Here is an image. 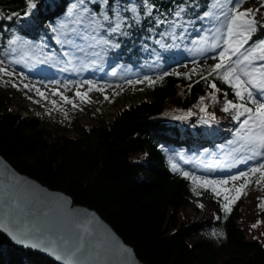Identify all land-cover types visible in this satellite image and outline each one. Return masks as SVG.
I'll use <instances>...</instances> for the list:
<instances>
[{
  "label": "trees",
  "instance_id": "1",
  "mask_svg": "<svg viewBox=\"0 0 264 264\" xmlns=\"http://www.w3.org/2000/svg\"><path fill=\"white\" fill-rule=\"evenodd\" d=\"M34 2L31 18L40 25L38 35L55 45L52 29L57 21L56 11H68V14L70 5L78 12V0ZM185 2L189 7L184 19H195L185 36L195 40L208 35L210 43L207 29L216 22L196 18L204 11H211L213 0H150L156 6L152 16L126 29L127 36L114 37L120 47L106 51L109 60L133 68L143 79L146 76L154 79L165 72L189 71L194 66L181 68L182 54L178 47H161L155 43L161 40L171 45L173 41L161 35L167 25L156 27L154 18L164 19L166 15L172 19L169 10L176 3ZM86 3L95 8L88 0ZM131 3L142 13V0ZM26 10V0H0V51L7 48L13 37L12 27L24 19ZM258 37H264V31L258 30L253 40ZM213 63L202 61L197 65L203 68ZM197 80L198 75L191 80L183 75H169L153 87L144 83L150 100L123 108L107 124L99 119L96 125L75 126V138L55 136L52 140L44 124L16 114L10 109L8 96L0 93V155L18 172L64 192L75 204L96 211L145 264H264V246L247 239L237 226L241 200L225 219L211 191L198 189L201 194L194 195L192 182L180 175L189 172L213 179L211 174L194 168L195 156L215 147L238 144L234 132L239 121H233L228 113L221 111L222 93H229L228 98L233 99L230 88L214 81L221 93L217 94V102L212 103L207 99L211 90L203 81L195 83ZM201 96L206 97L207 112L215 116L209 123L201 122L204 113L197 106ZM188 111L193 115L187 119L172 118ZM177 140L183 142L181 151L174 148ZM170 161L179 172L171 170ZM191 197L206 199L214 205L215 228L224 233L219 246L206 240L189 241L195 226L180 223L179 214ZM0 264L58 263L20 249L0 234Z\"/></svg>",
  "mask_w": 264,
  "mask_h": 264
},
{
  "label": "snow or ice",
  "instance_id": "2",
  "mask_svg": "<svg viewBox=\"0 0 264 264\" xmlns=\"http://www.w3.org/2000/svg\"><path fill=\"white\" fill-rule=\"evenodd\" d=\"M89 3L98 8H90L86 0H78L76 7L79 8L75 18L69 24H61L59 28H53L52 31L57 33V43L68 45L69 51L64 53L65 56L75 58L76 53L90 54L93 59L89 61L92 65L99 64L104 58L108 49H118L120 44L115 41L114 37L127 36L134 25H140L142 19L151 17L154 4L150 0H142V13L138 10L131 0H124L123 3L113 2V0H88ZM246 0H213L209 6L211 11H204L201 16L196 19L204 20L211 17L216 24L207 32L211 36V42L208 43L209 36H203L199 40H192L193 45H206L198 47L197 51L203 55L205 52L211 51L215 54L210 59L215 62L211 65H205L201 68L196 65V61L192 63L196 66L189 71L181 72H165L163 75H157L154 79L145 77L143 80L128 81L129 84L146 83L149 87L155 86L158 82L163 81L165 76L183 75L185 79L191 80L192 76L198 75L199 80L195 83L203 81L208 89L207 99L212 103L217 102V94L221 93V89L214 81H219L227 85L231 90L233 99H229V93H222L223 101L221 111L228 113L233 121H239V126L235 129L234 135L244 142L250 156L244 159H255L261 157V161L256 166L250 167L247 171H242L237 175H232L227 179H207L200 176L190 174L189 172H180V175L192 182V192L199 196L201 193L198 189L211 191L214 198L220 205V210L227 219L232 207L247 195L248 187L255 183L264 190V37H258L253 40V36L258 30L264 31V0H260L259 6L256 8H244ZM228 5H231L229 7ZM36 7L34 0H26L25 16L31 14V10ZM189 5L185 3H176L174 9H170L172 19H168L165 15L164 19L154 18L156 27L167 25V29L161 33L162 36L170 37L173 44H164L161 40L155 41L161 47H178L177 41H182L188 28L195 24V19H184V14ZM220 9L219 14L215 10ZM71 15V14H70ZM180 29L179 33L177 30ZM78 40L84 41V47H81ZM251 42V43H250ZM16 43V40H9V44ZM219 50V51H216ZM209 58V57H206ZM70 62V61H69ZM3 61H0L2 64ZM0 75H13L6 67H0ZM88 85L87 91L75 93L82 102H88L87 93L93 90L103 92V88H98L93 82L85 81ZM15 87V85H13ZM28 87V85H25ZM192 84L188 85L191 91ZM37 95L44 97V93L36 89ZM53 95H61L64 103L71 104L73 108L77 105L67 96L53 91ZM108 100V96L104 97ZM206 97L201 96L198 101L199 111L204 113L201 122L209 123L215 119L206 110ZM56 107L55 101L52 102ZM67 118V113H64ZM193 113L188 111L182 115L173 116V119L184 120ZM244 117V119H241ZM244 159L238 161L243 163ZM171 170L179 172V168L175 163H171ZM259 174V178L256 176ZM242 181V183H235ZM231 182V186L229 184ZM260 201L257 207L264 211V197H258ZM197 207L202 208V204ZM261 221L257 220L251 225L255 229L260 225ZM0 230L6 232L18 244H22L31 248L39 249L50 254L55 260L62 264H84L80 259L83 250L82 237L78 242H73L63 235H56L50 229L41 227L38 224H25L18 216L11 212H5L0 216ZM213 238H221L224 236L223 231H213ZM261 235H264L262 233Z\"/></svg>",
  "mask_w": 264,
  "mask_h": 264
},
{
  "label": "rangeland",
  "instance_id": "3",
  "mask_svg": "<svg viewBox=\"0 0 264 264\" xmlns=\"http://www.w3.org/2000/svg\"><path fill=\"white\" fill-rule=\"evenodd\" d=\"M259 3L260 0H246L243 7L256 8ZM67 8L68 14H66L68 11L64 12L60 9L56 11L57 21L54 28H59L61 24L73 26L70 22L78 12L72 10L70 5ZM215 12L219 14L220 9H216ZM33 13L34 11L31 10V14ZM31 14L13 25L11 40L15 39L16 43L9 44L8 42L7 48L0 51V61H3L0 67H6L13 73L11 77L0 75V93L8 96L11 101L10 109L16 114L44 124L49 133V139L52 140L55 136L75 138L77 137L75 126L96 125L99 119L107 124L123 108L142 100H150L144 83H128V81L143 80L136 70L116 61H110L106 54L99 64L92 65L89 61L93 57L86 54L87 49L86 53H76L75 58L65 56L64 53L70 50L69 46L57 43V39L53 45L50 41L40 37L37 31L40 25L33 22ZM55 35L57 36V33ZM192 40L194 39H187L185 36L182 41H177L182 54L180 56L181 68L195 66L192 63L193 60L196 61V65L202 61L215 62L210 59L215 54L214 52L208 51L201 55L197 48L206 45H193ZM77 43L84 47V41L78 40ZM30 70L34 71L33 75L29 74ZM53 76H55L54 79H52ZM60 77L63 78V82H57ZM68 77L69 80H67ZM85 81L93 82L104 91L88 92V102H82L75 93L87 91L88 85L84 83ZM36 89L44 93L43 98L37 95ZM54 90L73 100L77 107L73 108L71 104L64 103L61 95H53ZM105 96L109 99L105 100ZM53 101L56 104L55 108ZM64 113H67V118ZM237 142V146H220L196 157L194 166L212 172L217 180L227 179L256 166L262 158L244 159L251 153L242 140L237 138ZM182 143L177 140L178 145L174 148L181 151ZM169 147L173 148L172 145ZM241 159H244V162L238 163ZM235 183L239 184L242 181ZM258 197H264V190L260 186L255 184L247 189V195L240 199L241 204L236 223L247 239L260 242L264 246V235H261L264 233V211L257 207L260 202ZM198 204H202L203 207H197ZM179 215L180 223L195 226L190 242L206 240L215 246L223 242L222 237L213 238L211 235L213 231H219L214 225L217 219L214 205L208 200L189 198ZM257 220L261 221L260 225L255 229L251 228Z\"/></svg>",
  "mask_w": 264,
  "mask_h": 264
},
{
  "label": "water",
  "instance_id": "4",
  "mask_svg": "<svg viewBox=\"0 0 264 264\" xmlns=\"http://www.w3.org/2000/svg\"><path fill=\"white\" fill-rule=\"evenodd\" d=\"M5 212L18 216L25 224H38L73 242L82 237L80 259L84 264H145L96 211L75 204L64 192L18 172L0 155V216ZM0 234L20 249L62 264L44 251L18 244L2 230Z\"/></svg>",
  "mask_w": 264,
  "mask_h": 264
},
{
  "label": "bare ground",
  "instance_id": "5",
  "mask_svg": "<svg viewBox=\"0 0 264 264\" xmlns=\"http://www.w3.org/2000/svg\"><path fill=\"white\" fill-rule=\"evenodd\" d=\"M54 77L55 76H53V78L52 79H54ZM67 80H69V77H68V79ZM57 82H63V78L62 77H60L58 80H57ZM228 172V171H227Z\"/></svg>",
  "mask_w": 264,
  "mask_h": 264
}]
</instances>
